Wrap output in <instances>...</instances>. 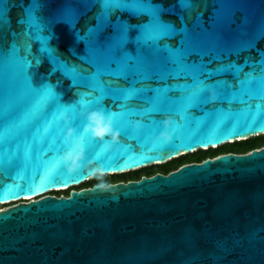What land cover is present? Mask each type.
<instances>
[{
  "label": "water",
  "instance_id": "1",
  "mask_svg": "<svg viewBox=\"0 0 264 264\" xmlns=\"http://www.w3.org/2000/svg\"><path fill=\"white\" fill-rule=\"evenodd\" d=\"M154 2L169 7L175 0ZM58 6L56 0L39 15L46 18ZM3 7L11 10V31H23L17 24L19 0H9ZM234 7L233 30L244 18L252 26L264 18V0H243ZM217 8L213 0H196L191 19L188 12L184 15L191 27L200 12L207 25ZM95 11L81 17L78 27L94 22ZM164 18L179 25L175 15ZM53 32L50 45L56 54L87 68L77 58L83 54V44H74L67 26L57 24ZM5 37L6 48L11 39L8 27ZM39 48L40 42L33 40L32 54L42 63L34 69L32 86L43 78L55 85L60 104L80 100L76 93L89 89L72 87L60 72L49 76L51 65ZM256 49L264 50V38L239 58L228 59L237 63L245 57L258 59ZM147 83L152 88L162 86L155 80ZM101 102L112 112H120L119 105L125 103L111 96ZM34 103L14 69L0 65V127L19 125L0 134V204L10 203L0 209V264H264V146L187 163L167 174L93 185L67 196L48 194L97 174L136 170L264 134V80L242 89L233 103L188 105L182 99L169 103L153 92L133 97L126 102L130 111L123 118L124 134L102 114L90 111L83 125L85 140L74 137L71 128L63 133V140L57 138L52 131L54 104L32 112ZM153 105L161 110L147 112ZM63 120L67 122L68 116Z\"/></svg>",
  "mask_w": 264,
  "mask_h": 264
},
{
  "label": "snow or ice",
  "instance_id": "2",
  "mask_svg": "<svg viewBox=\"0 0 264 264\" xmlns=\"http://www.w3.org/2000/svg\"><path fill=\"white\" fill-rule=\"evenodd\" d=\"M54 2L56 0H28L25 4L24 0H19L21 16L17 24L24 30L17 33L10 29L11 10L3 7L9 0H0V65H10L30 90L35 98L32 112H42L46 106L54 104L52 131L61 140L69 128L74 137L85 140L83 125L87 120L86 113L90 111L102 114L113 129L124 134L123 118L130 111L126 102L148 92L169 103L176 99H182L188 105L211 101L233 103L242 89L264 80V50L256 49L259 58L255 60L245 57L243 63H237L228 59L231 56L239 58L242 52L256 48V41L264 38V18L254 26L244 18L236 30L232 29L237 11L234 6L243 0H213L219 8L209 23L205 25L203 14L197 12L191 27L184 13L188 12L191 19L196 0H175L169 7L154 0H59V6L49 16L39 15ZM93 8L96 9L91 18L94 22L88 21L78 27L80 18ZM165 14L177 16L179 25L165 19ZM57 24L67 26L74 44H83V54L77 58L87 68L69 64L56 54L50 41ZM6 27L11 39L5 48ZM43 32L47 35H41ZM33 40L40 42L39 52L46 54L51 65L49 76L60 72L71 81L72 87L89 89L76 93L80 100L69 105L60 104L55 85L43 78L37 87L32 86L34 69L42 63L40 56L32 54ZM69 50L76 55L74 48ZM213 63H216L214 68L210 67ZM245 68L249 70L245 71ZM229 75L231 79L223 78ZM213 77L221 78L207 83ZM153 80L162 82V86L150 87L147 82ZM120 81H126L127 85H121ZM169 81L175 83L169 84ZM170 92L183 95L169 96ZM93 93L98 95L92 100L85 99ZM105 96L124 101L119 105L121 111L112 112L105 107L101 102ZM160 110L153 105L146 111ZM64 115L68 116L67 122L63 120ZM17 127L16 124L0 127V134Z\"/></svg>",
  "mask_w": 264,
  "mask_h": 264
},
{
  "label": "trees",
  "instance_id": "3",
  "mask_svg": "<svg viewBox=\"0 0 264 264\" xmlns=\"http://www.w3.org/2000/svg\"><path fill=\"white\" fill-rule=\"evenodd\" d=\"M264 146V134H260L257 136L249 137L244 140L234 141L231 143H225L216 148H208V149H199L192 153H187L181 155L177 158L171 159L165 163L161 164H153L149 166H145L133 171H128L126 173L120 174H105L100 175L97 174L93 176L91 179L85 182L86 186H92V184L97 183L100 179L108 178L113 179L115 181H128V180H138L142 176H151L155 173H163L167 174L170 171L177 169L178 167L192 162H201L206 158H213L220 154L225 153H246L253 149H257ZM58 191H52V194L57 193Z\"/></svg>",
  "mask_w": 264,
  "mask_h": 264
},
{
  "label": "flooded vegetation",
  "instance_id": "4",
  "mask_svg": "<svg viewBox=\"0 0 264 264\" xmlns=\"http://www.w3.org/2000/svg\"><path fill=\"white\" fill-rule=\"evenodd\" d=\"M116 182H120V181H115L113 179L103 178V179H100L97 183L92 184V186L93 185H108V184L116 183ZM86 185L87 184H85V182H83V183H81V184H79L77 186H73L74 187L73 190H79V189H83V188L90 187V186H86ZM73 187H70V188H67V189H64V190H59L57 193H54V194H52V191H51V194L50 195H54V196H57V197H60L62 195L67 196L70 193V191H72V188ZM2 205H4V204H2ZM6 205L8 206L9 204H6Z\"/></svg>",
  "mask_w": 264,
  "mask_h": 264
},
{
  "label": "rangeland",
  "instance_id": "5",
  "mask_svg": "<svg viewBox=\"0 0 264 264\" xmlns=\"http://www.w3.org/2000/svg\"><path fill=\"white\" fill-rule=\"evenodd\" d=\"M74 189V187L72 188V190ZM48 194H51V192H49ZM7 205L6 204H4V205H0V209H2V208H5Z\"/></svg>",
  "mask_w": 264,
  "mask_h": 264
},
{
  "label": "built area",
  "instance_id": "6",
  "mask_svg": "<svg viewBox=\"0 0 264 264\" xmlns=\"http://www.w3.org/2000/svg\"><path fill=\"white\" fill-rule=\"evenodd\" d=\"M248 152H250V151H248ZM131 171H133V170H131ZM126 172H128V171H125V172H121V173H126ZM112 174V173H111ZM115 174H120V173H115ZM88 181V180H87ZM57 191H59V190H57ZM7 204H10V203H7ZM0 205H2V204H0Z\"/></svg>",
  "mask_w": 264,
  "mask_h": 264
},
{
  "label": "bare ground",
  "instance_id": "7",
  "mask_svg": "<svg viewBox=\"0 0 264 264\" xmlns=\"http://www.w3.org/2000/svg\"><path fill=\"white\" fill-rule=\"evenodd\" d=\"M23 199H29V197H23Z\"/></svg>",
  "mask_w": 264,
  "mask_h": 264
}]
</instances>
